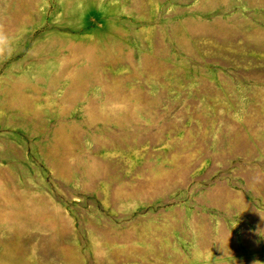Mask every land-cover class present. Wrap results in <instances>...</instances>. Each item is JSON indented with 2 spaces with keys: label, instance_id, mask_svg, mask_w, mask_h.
<instances>
[{
  "label": "rangeland",
  "instance_id": "374dc122",
  "mask_svg": "<svg viewBox=\"0 0 264 264\" xmlns=\"http://www.w3.org/2000/svg\"><path fill=\"white\" fill-rule=\"evenodd\" d=\"M0 264H264V0H0Z\"/></svg>",
  "mask_w": 264,
  "mask_h": 264
},
{
  "label": "clouds",
  "instance_id": "9594fccd",
  "mask_svg": "<svg viewBox=\"0 0 264 264\" xmlns=\"http://www.w3.org/2000/svg\"><path fill=\"white\" fill-rule=\"evenodd\" d=\"M6 51L10 55V46H5V39L2 35H0V56H3ZM254 264H257V262H254Z\"/></svg>",
  "mask_w": 264,
  "mask_h": 264
}]
</instances>
